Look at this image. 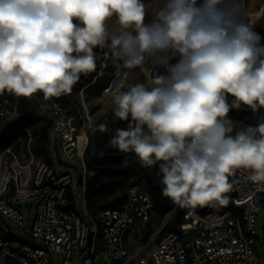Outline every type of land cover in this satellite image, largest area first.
<instances>
[{"label":"clouds","instance_id":"clouds-1","mask_svg":"<svg viewBox=\"0 0 264 264\" xmlns=\"http://www.w3.org/2000/svg\"><path fill=\"white\" fill-rule=\"evenodd\" d=\"M245 15L244 0H164L149 23L143 0H0V95L71 94L97 70V47L121 70L164 67L127 91L113 87V116L129 123L109 144L158 166L161 195L180 209L226 207L238 169L264 182V122L232 135L227 118L230 108H264V37Z\"/></svg>","mask_w":264,"mask_h":264},{"label":"built area","instance_id":"built-area-1","mask_svg":"<svg viewBox=\"0 0 264 264\" xmlns=\"http://www.w3.org/2000/svg\"><path fill=\"white\" fill-rule=\"evenodd\" d=\"M105 68L104 61L100 72ZM116 76L103 94L111 95L109 89ZM92 84L81 88L79 105L74 101L69 107L64 105V95L45 100L42 93H37L30 98L51 119L49 132L61 144L65 156L83 167L77 179L68 172L57 171L31 151L23 157L14 149L21 139L0 148V264H263L256 223L264 206V182L253 183L245 169H238L228 178L234 194L230 205L185 209L178 230H158L136 248L128 242L156 216L151 192L131 186L122 205L106 207L96 214L87 209L86 150L93 123L84 91ZM19 104V99L7 92L0 95V121L16 119L20 115ZM19 130L23 128H14ZM80 134L86 136L83 147ZM81 173L84 215L78 213L73 195V187L80 185ZM34 197L39 198V203L31 234L38 243L6 229L1 217L25 226L18 202ZM193 232L196 234L191 237Z\"/></svg>","mask_w":264,"mask_h":264},{"label":"rangeland","instance_id":"rangeland-1","mask_svg":"<svg viewBox=\"0 0 264 264\" xmlns=\"http://www.w3.org/2000/svg\"><path fill=\"white\" fill-rule=\"evenodd\" d=\"M143 3L145 4L146 12L145 23H149L155 18V13L161 7H163L164 0H143ZM244 8L246 13L244 17L245 22L252 24L255 31L258 32L261 37H264V0H244ZM114 20L115 18H111L106 21V25L109 30L115 27ZM73 22L78 23V21L75 20ZM261 44H264V39L261 40ZM93 51L97 57V70L89 74L88 76L81 75L80 80L73 87L71 94L64 95L65 97L63 99V104L67 105L68 107L72 105L73 101L79 105L81 88L93 82V84L84 91L85 103L90 110L93 123V127L90 132V139L92 140H94L96 130L101 124L108 123L110 119L116 120L112 112V96L109 94H103V91L109 85L111 79L116 75L117 71V64L114 62V60L110 59L106 64V68L101 73L100 70L103 66V62L105 61L106 54L109 49L97 47L94 48ZM178 59L179 57L175 56L169 61V63L175 64L177 63ZM151 69L153 70L151 71ZM125 70H127V77L125 79V82L123 83L124 87L122 88V91H127L129 85H134L137 83H147L150 76H155L157 74H166L164 67L153 66L151 64V61H146L143 70L141 68H136L134 70ZM233 99L234 97L229 95L227 97L228 103L231 104ZM31 110L36 115H42L43 118L33 124L24 125L22 127L23 130H19L17 132L13 130V132L15 133V138L12 143H16L17 140L21 139L19 143L17 142L14 145L15 151L21 154L23 157H27L29 152L31 151L36 158L45 159L50 164L54 165L57 171L68 172L75 179H77L78 174L83 170V167L78 161L71 160L65 156L61 144L56 142L55 136L52 134V132H49L50 139L45 134V131H50L52 126V121L49 116L44 114V112L39 107L35 106L32 102ZM227 118L233 122L234 131L232 135H235V132L239 131L242 128H246L248 126L255 127L259 123L264 122V108L259 109L255 113L251 109L243 105L240 109L230 108ZM9 122L10 121L7 120L0 121V131L5 128L9 124ZM79 142L82 147L86 143V136L84 134L79 135ZM3 147L5 146H0V148ZM94 151L95 147L93 145L88 153V158L90 160L93 156ZM127 173L131 174V176H129V179L126 182V191H128L129 187L131 186H137L140 189H144L150 192V184L152 181L161 183L158 166H153L149 169L141 167V165L139 164L135 168L127 167L124 171L121 172L123 176H125ZM120 194L121 192L118 195ZM73 195L78 213L80 215L86 214L83 186L75 185V187H73ZM108 200L113 201L115 200V197L111 196ZM38 203L39 198L37 197L18 202V205L21 207V210L25 216V226H19L11 219L7 218L4 215H1L4 221L5 228L15 230L21 237H23L27 241L38 243L39 240L34 239L31 234L32 224L35 221L37 214ZM173 209L175 210L173 212L171 220L168 222V230H178V226L182 220V215L185 210L180 209L175 205ZM168 212L156 213L155 218L149 225H144L139 228L137 234H135L131 241L128 242L129 246H131V248H136L148 241L161 228L164 222L165 215ZM256 228L257 235L259 237L258 249L262 262L264 264V206L261 208L257 216ZM143 233L144 235L143 237H141ZM195 234L196 232H193L191 234V237H193ZM76 258L77 254L75 252L74 259ZM223 264L233 263L225 262Z\"/></svg>","mask_w":264,"mask_h":264},{"label":"trees","instance_id":"trees-1","mask_svg":"<svg viewBox=\"0 0 264 264\" xmlns=\"http://www.w3.org/2000/svg\"><path fill=\"white\" fill-rule=\"evenodd\" d=\"M18 99L20 115L0 131V146H9L13 142L15 138L14 128L33 124L43 118L42 115H36L32 112L30 98L20 97ZM128 123V121L110 119L108 123H104L107 125V130L101 132L98 127L94 140L90 139L89 141L86 150V206L93 214L106 207L120 206L125 202L127 197L126 182L131 174L127 173L123 176L121 172L127 167L135 168L140 164L134 153H122L109 144L115 130L126 128ZM45 134L48 136L49 130H46ZM93 145L95 151L90 160L88 153ZM162 187L163 185L159 182L152 181L150 184L155 213H166L174 208L173 203L161 195ZM120 192L121 194L118 195ZM111 196H114L115 200L109 201Z\"/></svg>","mask_w":264,"mask_h":264},{"label":"bare ground","instance_id":"bare-ground-1","mask_svg":"<svg viewBox=\"0 0 264 264\" xmlns=\"http://www.w3.org/2000/svg\"><path fill=\"white\" fill-rule=\"evenodd\" d=\"M110 59H112V58H111V55H108V53H107V54H106V58H105V64H107V62H108ZM112 60H113V59H112ZM116 64H117V63H116ZM117 74H118V75H117ZM116 75H117L118 77L115 79V81H114V83H113V87L116 86V85H118L120 82H123V83L125 82V79H126V77H127V70H125V69L121 70V69L119 68V65L117 64ZM116 75H115V76H116ZM110 82H111V81H110ZM109 86H110V83H109V85L107 86V88H108ZM113 87H112L111 89H109V92H110V93L112 92ZM172 215H173V212L170 213V215H169V217H168V221L171 220Z\"/></svg>","mask_w":264,"mask_h":264},{"label":"water","instance_id":"water-1","mask_svg":"<svg viewBox=\"0 0 264 264\" xmlns=\"http://www.w3.org/2000/svg\"><path fill=\"white\" fill-rule=\"evenodd\" d=\"M116 77H118V76H116ZM112 86H113V84H112ZM79 184H80L81 186L84 185V174H83V173H81L80 176H79ZM227 195L230 196V201H229V204H228V205H230V203H231V201H232V199H233V197H234L233 190H232L230 193H228ZM228 205H227V206H228ZM174 210H175V209H173L172 211L168 212V213L165 215L164 222H163L161 228L159 229L158 233H161V232H163V231H165V230L167 229V225H168V222H169V221H168V217H169V215H170L171 212H174ZM89 240H90V244H91V242H92V238L90 237Z\"/></svg>","mask_w":264,"mask_h":264},{"label":"crops","instance_id":"crops-1","mask_svg":"<svg viewBox=\"0 0 264 264\" xmlns=\"http://www.w3.org/2000/svg\"><path fill=\"white\" fill-rule=\"evenodd\" d=\"M69 98V97H68Z\"/></svg>","mask_w":264,"mask_h":264}]
</instances>
